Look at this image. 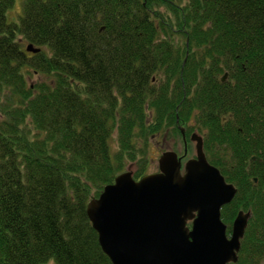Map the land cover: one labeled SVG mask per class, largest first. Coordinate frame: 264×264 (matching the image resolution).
<instances>
[{
	"label": "trees",
	"instance_id": "trees-1",
	"mask_svg": "<svg viewBox=\"0 0 264 264\" xmlns=\"http://www.w3.org/2000/svg\"><path fill=\"white\" fill-rule=\"evenodd\" d=\"M14 1L0 0V84L18 100L0 123V264H113L88 202L136 136L179 126L238 188L230 231L252 213L229 264H264V0H24L9 22ZM26 67L49 80L27 89Z\"/></svg>",
	"mask_w": 264,
	"mask_h": 264
},
{
	"label": "water",
	"instance_id": "water-1",
	"mask_svg": "<svg viewBox=\"0 0 264 264\" xmlns=\"http://www.w3.org/2000/svg\"><path fill=\"white\" fill-rule=\"evenodd\" d=\"M27 50L40 48L29 44ZM180 130L187 146L185 128ZM190 139L195 143L194 157L183 162L178 152L166 150L158 159L157 172L136 179L127 167L89 200L88 217L113 264L238 261L252 213L240 210L228 233L222 208L233 201L238 188L210 163L203 136L194 132Z\"/></svg>",
	"mask_w": 264,
	"mask_h": 264
},
{
	"label": "rangeland",
	"instance_id": "rangeland-1",
	"mask_svg": "<svg viewBox=\"0 0 264 264\" xmlns=\"http://www.w3.org/2000/svg\"><path fill=\"white\" fill-rule=\"evenodd\" d=\"M23 4L24 0H15L12 6L7 11V19L9 22H18L20 16L23 13ZM19 38V37H18ZM20 41L23 44V48H26L29 45V42L20 37ZM25 75V84L27 89L36 91L35 87L42 80H49L47 76L41 74L33 73L30 71V68L22 69ZM11 95V90L8 87L0 84V123L5 120H12L10 111L14 110L15 107H18V100L13 101ZM14 117V116H13ZM28 122V118H26ZM151 121L149 120V123ZM189 125V124H188ZM32 129V123L29 121V124L25 128ZM187 127V126H186ZM166 128V127H165ZM163 128L157 134H149L147 136H136L134 138V146L136 153L135 162L128 155L124 153V167L130 168L134 173L138 169L140 172H143L144 175L152 172H157L159 170L158 159L162 152L166 150H174L183 155L185 153V148H187V154L185 155L184 162L195 155V143L190 140V135H188L187 146L184 143L183 135L180 134V131L175 133L171 128ZM188 129V128H187ZM34 130V129H32ZM195 132V131H194ZM111 151L112 154L117 153L120 150V144L118 140V132L115 130L110 139ZM132 161V163H131ZM230 226L228 225V233L230 234ZM45 264H55L53 260Z\"/></svg>",
	"mask_w": 264,
	"mask_h": 264
},
{
	"label": "flooded vegetation",
	"instance_id": "flooded-vegetation-1",
	"mask_svg": "<svg viewBox=\"0 0 264 264\" xmlns=\"http://www.w3.org/2000/svg\"><path fill=\"white\" fill-rule=\"evenodd\" d=\"M184 159H185V156H184ZM184 159H183V160H184ZM188 159H189V158H188ZM188 159H187V160H188Z\"/></svg>",
	"mask_w": 264,
	"mask_h": 264
},
{
	"label": "bare ground",
	"instance_id": "bare-ground-1",
	"mask_svg": "<svg viewBox=\"0 0 264 264\" xmlns=\"http://www.w3.org/2000/svg\"><path fill=\"white\" fill-rule=\"evenodd\" d=\"M34 46V45H33Z\"/></svg>",
	"mask_w": 264,
	"mask_h": 264
}]
</instances>
